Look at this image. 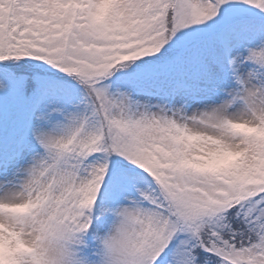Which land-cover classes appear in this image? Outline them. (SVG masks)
I'll use <instances>...</instances> for the list:
<instances>
[{"label":"snow or ice","instance_id":"6c2138e0","mask_svg":"<svg viewBox=\"0 0 264 264\" xmlns=\"http://www.w3.org/2000/svg\"><path fill=\"white\" fill-rule=\"evenodd\" d=\"M0 264H264V0H0Z\"/></svg>","mask_w":264,"mask_h":264}]
</instances>
